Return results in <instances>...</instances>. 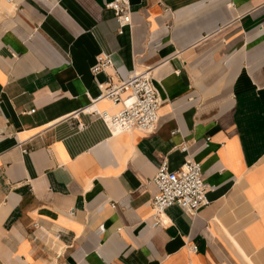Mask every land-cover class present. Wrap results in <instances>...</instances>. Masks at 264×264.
Here are the masks:
<instances>
[{
    "label": "crops",
    "instance_id": "0c3cea01",
    "mask_svg": "<svg viewBox=\"0 0 264 264\" xmlns=\"http://www.w3.org/2000/svg\"><path fill=\"white\" fill-rule=\"evenodd\" d=\"M111 1H0V264H264V0H128L121 35ZM98 54L150 70L152 132L80 111ZM187 158L208 204L157 226L150 180Z\"/></svg>",
    "mask_w": 264,
    "mask_h": 264
},
{
    "label": "built area",
    "instance_id": "2783aa9c",
    "mask_svg": "<svg viewBox=\"0 0 264 264\" xmlns=\"http://www.w3.org/2000/svg\"><path fill=\"white\" fill-rule=\"evenodd\" d=\"M5 4L13 0H0ZM113 13L117 24V35H121L124 28L130 25L128 0H113L105 5ZM111 66L110 56L98 54L90 68L92 76L104 74V80L96 83L98 93L86 108L80 110L100 119L110 135L138 130L150 133L158 121V107L160 100L153 84L148 68L139 72H131L123 80L114 79L105 74ZM105 100L112 105H119V110L113 115H106L94 108L98 101ZM33 110L28 111L31 114ZM75 116V115H74ZM21 143L18 142V146ZM180 152H186L185 145L179 146ZM22 153L26 150L22 149ZM150 183L155 188V194L150 198V218L155 225H165L164 211L171 207H178L184 214L193 218L197 211L208 204L207 193L210 188L202 181L201 164L187 158L175 170H169L167 162L163 161L156 169ZM114 205L111 204V208ZM72 214V212H69ZM196 251L195 246L189 248Z\"/></svg>",
    "mask_w": 264,
    "mask_h": 264
}]
</instances>
